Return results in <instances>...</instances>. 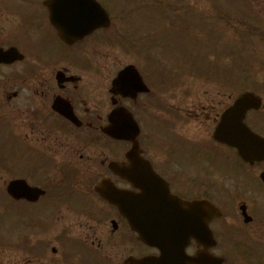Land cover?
I'll use <instances>...</instances> for the list:
<instances>
[{
    "label": "flooded vegetation",
    "instance_id": "1",
    "mask_svg": "<svg viewBox=\"0 0 264 264\" xmlns=\"http://www.w3.org/2000/svg\"><path fill=\"white\" fill-rule=\"evenodd\" d=\"M12 4L5 9L6 21L0 18L6 25L0 26V195L5 204L0 210V233H5L0 234V264H173L161 260L160 248L142 241L120 205L98 191L108 180L118 188H132L114 169L128 163L132 140L104 131L116 108H126L137 121L139 154L172 194L184 202L208 199L214 204L209 220L214 243L189 238L171 247L190 255L208 247L217 256L228 241L222 236L234 231L246 235L245 264H264V161L244 164L248 195L238 208L244 207L246 220L241 209H222L217 216V187L211 194L202 159L190 162V153L175 155L176 148L158 153L156 130L155 136L146 132V118L158 116L153 69L144 75L140 71L146 61L138 54L137 63L122 65L138 69L145 91L134 85L116 89L111 82L121 67L109 83L100 82L104 73L85 54L87 45L108 44L107 29L64 41L44 0ZM12 48L22 55L7 52ZM131 81L124 77V83ZM200 94L197 113L216 121L215 96L207 90ZM144 208L141 202L136 205L138 213Z\"/></svg>",
    "mask_w": 264,
    "mask_h": 264
},
{
    "label": "rangeland",
    "instance_id": "2",
    "mask_svg": "<svg viewBox=\"0 0 264 264\" xmlns=\"http://www.w3.org/2000/svg\"><path fill=\"white\" fill-rule=\"evenodd\" d=\"M13 1L0 0V18L5 21V9L13 6ZM111 2L118 29L129 33L132 40H141L136 51L124 48L121 43L119 48L114 42L102 44L104 42L99 41L93 48L87 45L85 54L94 68L104 73L99 81L109 83L119 67L130 62L137 63V55L142 59L149 48L152 53L148 54V62H155L156 80L151 91L156 92L158 116L155 120L154 113L152 119L155 122L147 117L149 124L145 125L146 132L154 134L156 130L155 150L159 153L168 149L172 153L176 148L178 152L175 155L187 151L208 152V157L204 156L206 185L211 194L217 187V205L224 211L238 212V203L246 200L248 195L246 174L232 164V151L231 156L220 154L217 146H208L212 122L197 113L196 107L200 93L204 89L213 91L216 85L217 93H220V98L217 96V111L229 103V95L253 90L261 96L263 107L249 117L252 122L257 120L258 125L255 126L261 127L264 132V0ZM1 25L6 26L3 21H0ZM117 33L113 27L108 31L109 39L118 43ZM164 42L167 44L164 45ZM215 60L217 71L212 68ZM107 70L110 73L105 76ZM3 199L0 195L1 211L5 205ZM233 235L234 231L228 238ZM2 245L4 247L5 243ZM228 247L230 245L227 244L226 248L222 246L219 250L227 261L229 258H245V255L235 257Z\"/></svg>",
    "mask_w": 264,
    "mask_h": 264
},
{
    "label": "water",
    "instance_id": "3",
    "mask_svg": "<svg viewBox=\"0 0 264 264\" xmlns=\"http://www.w3.org/2000/svg\"><path fill=\"white\" fill-rule=\"evenodd\" d=\"M67 6L71 7L74 11H81L88 8V0H68ZM86 2V3H85ZM91 2V0H89ZM59 20H63V17L59 16ZM98 17L94 16V21H97ZM107 17H105L104 25L106 24ZM101 22L95 23L99 24ZM61 26V25H58ZM127 72V68L121 71L114 84L118 85L122 76ZM261 106V99L251 93L242 92L234 101L227 106L221 113L219 121L215 126L213 137L224 142L237 149V153L241 158L246 161L264 160V137L253 132L243 121L245 113L249 108L258 109ZM118 112H114L110 117V125L107 131L116 137H132L131 132H136V126L128 116L125 117V121L118 122ZM130 165L123 168L124 175L133 183L134 186L139 187L141 192L136 193L130 190L116 189L110 183L108 187L101 191L104 195H107L111 200L120 204L125 211V214L129 220L130 225L140 235V237L152 244H161L164 246L162 249L163 257L169 259L175 264H187V263H214L217 264L222 260L220 257H213L206 251H199L195 255H186L183 249H171L164 244L171 242L177 243L179 240H183L185 237L194 236L199 237L204 242L211 241L212 235L208 230L199 227L194 231L190 225L185 224L188 217H190V210L200 211V220L208 219L212 206L208 202H200L190 204L191 207H178L174 205V208H168L164 213L158 215L145 216L138 215L135 211V205L139 203L138 196H143L142 201H145V197L148 203L158 206L157 197L160 195L165 196V203L171 204L174 201L173 198L169 199V192L160 181H157L153 174L147 175L146 179L139 176V171L146 173L147 169L137 168L139 163H146L142 158H139L134 149L128 154ZM108 189V190H107ZM168 196V197H166ZM167 198V199H166ZM194 205V206H193ZM170 248V249H166Z\"/></svg>",
    "mask_w": 264,
    "mask_h": 264
},
{
    "label": "trees",
    "instance_id": "4",
    "mask_svg": "<svg viewBox=\"0 0 264 264\" xmlns=\"http://www.w3.org/2000/svg\"><path fill=\"white\" fill-rule=\"evenodd\" d=\"M214 70H217V61L215 60L214 65L212 67Z\"/></svg>",
    "mask_w": 264,
    "mask_h": 264
}]
</instances>
